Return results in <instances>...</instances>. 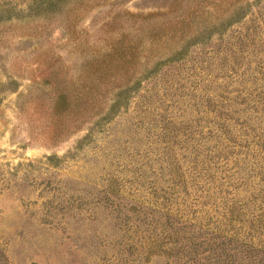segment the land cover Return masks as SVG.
<instances>
[{"label":"rangeland","instance_id":"obj_1","mask_svg":"<svg viewBox=\"0 0 264 264\" xmlns=\"http://www.w3.org/2000/svg\"><path fill=\"white\" fill-rule=\"evenodd\" d=\"M262 14L264 0H0V264H207L218 227L264 249V111L234 104L220 138L190 88L242 90L220 69ZM116 45H139L137 70L72 126L57 95ZM163 210L178 217L170 231Z\"/></svg>","mask_w":264,"mask_h":264},{"label":"trees","instance_id":"obj_2","mask_svg":"<svg viewBox=\"0 0 264 264\" xmlns=\"http://www.w3.org/2000/svg\"><path fill=\"white\" fill-rule=\"evenodd\" d=\"M151 17L152 14H149L148 16H144L143 19L147 20ZM244 19H246V17H239L238 19H232L230 23L232 21L233 23H239ZM185 20L186 18H183L182 23H185ZM251 21L253 24L252 27L249 28L250 30L244 33L240 32L237 36L238 45H229L226 49L227 51L223 62L225 65L223 64L220 69L224 70L227 68L230 70L231 76H229V79H231V83H229V85L235 84L233 86H242V90H235V92H237L236 96L232 99H228L229 97H224L225 94L230 93L228 82L225 83L223 87H221L222 85H218L219 87L216 89L208 86L199 87L198 82L192 83L194 85L190 87L193 93L199 92V100L203 103H209L212 111L217 113V118L220 119V121L218 124L216 123V132L220 138H229L231 135V121L233 118L229 115L238 114L236 113V105L234 104L245 103L247 112L250 110L255 112L264 111V30L262 28L260 29V25H264V15L262 14L260 17L252 19ZM155 22L157 21L149 23L156 24ZM166 23L165 21H161L157 24L163 25ZM165 29L167 28L159 31L160 34L157 39L161 42H170L175 36L168 34L170 31L165 32ZM161 34L166 35L162 38L163 35ZM154 37L156 36L154 35ZM138 46L139 45H116L111 47L110 51L104 54L101 61L92 64L88 74L85 76L87 81L84 80V83L77 84H82L80 88H75L72 91L67 90L66 87L62 88V91L56 97V105L58 106L57 111L60 114L66 110L67 113H72L69 124L75 126L76 122L83 119L82 117H85L87 114H90L91 111L98 106L100 103V91H111L112 85L122 80V75L137 70V64L139 63L137 60ZM160 46L161 45H149L148 49L151 53L152 50H156ZM178 55L183 56L184 50L180 49ZM167 61L165 63H167ZM138 82H140V79L134 81L133 84L137 85ZM211 82L213 83L215 80ZM135 89L136 88L130 85L120 89L115 95L116 99L113 105L106 113L100 116L99 119L101 123L112 119L116 110L128 99L129 92ZM219 89L221 90L219 91ZM70 92H74V97H71ZM240 93H244L245 95ZM240 98H243V100L239 102L238 100ZM73 99H77L78 101L74 103ZM225 100H228V103H225ZM221 108H229L230 111L225 112ZM219 110L221 112H219ZM164 122L166 123L165 120ZM172 123H174V120L170 118L169 122L167 121V123L164 124L163 130L165 134L171 133L169 124ZM244 124L247 125L246 121H244ZM256 131L254 132V139L260 143L261 134L256 133ZM255 145L257 146V144ZM135 210L137 209L135 208ZM148 212L149 209H138V214H143L145 218L150 217L151 214H148ZM160 216L164 217L162 218L165 220L163 226L169 231L172 229L175 219H178L170 210H163V214ZM171 218H173L172 221ZM177 224L181 223L177 222ZM182 224V229L195 227L194 224L192 225L186 222H182ZM231 230L232 229L227 227L226 229L218 227L212 232L210 254L208 257L203 258L208 262L207 264H264L263 246L252 242V238L248 240V236ZM207 232L211 231L207 230ZM186 264L194 263L187 262Z\"/></svg>","mask_w":264,"mask_h":264}]
</instances>
